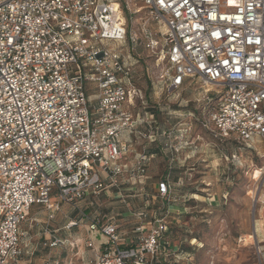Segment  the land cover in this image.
I'll use <instances>...</instances> for the list:
<instances>
[{
    "label": "built area",
    "instance_id": "built-area-1",
    "mask_svg": "<svg viewBox=\"0 0 264 264\" xmlns=\"http://www.w3.org/2000/svg\"><path fill=\"white\" fill-rule=\"evenodd\" d=\"M139 1L162 32L146 21L138 37L124 2L0 0V264H20L27 239L21 226L31 209L42 207L51 220L60 204L81 213L87 233L107 239L95 255L100 264L155 258L166 230L160 221L140 249H121L113 222L77 206L116 187L123 174H145L146 153L130 167L129 141L120 143L139 119L131 108L142 94L129 79L140 37L155 55V85L174 95L198 81L201 100L217 101L208 119L216 137L264 140V0ZM161 136L170 149L178 141L171 131ZM169 192L167 181L157 185V196ZM76 226L70 221L66 229ZM66 244L75 246L51 236L44 246ZM93 247L88 239L86 248Z\"/></svg>",
    "mask_w": 264,
    "mask_h": 264
},
{
    "label": "rangeland",
    "instance_id": "rangeland-1",
    "mask_svg": "<svg viewBox=\"0 0 264 264\" xmlns=\"http://www.w3.org/2000/svg\"><path fill=\"white\" fill-rule=\"evenodd\" d=\"M113 1L128 4L129 26L137 34L146 21L152 32L164 30L139 0ZM139 39L132 85L141 90L143 103H135L131 112L140 114L143 122L128 136L124 133L120 143L129 141L125 162L130 167L142 153H152L153 158L142 177L119 176L116 187L89 200L91 204L78 203L79 210L90 213L89 218L112 219L121 249H140L157 221L166 226L155 258L143 254V264H264V140L254 138L245 145L216 137L208 119L217 101L201 100L198 81H188L174 95L166 94L152 81L157 72L155 55ZM163 131L178 135V141L171 140L172 149L164 146ZM153 134L157 141L151 144ZM162 181L170 185L165 198L156 193ZM79 217L81 213L70 205H61L51 220L42 207L33 208L21 226L32 253L25 263L44 264L53 259L62 264H100L95 255L99 256L107 239L87 233L88 222ZM70 221L78 224L67 230ZM49 235L75 246L49 249L44 246ZM88 239L93 249L86 248Z\"/></svg>",
    "mask_w": 264,
    "mask_h": 264
},
{
    "label": "trees",
    "instance_id": "trees-1",
    "mask_svg": "<svg viewBox=\"0 0 264 264\" xmlns=\"http://www.w3.org/2000/svg\"><path fill=\"white\" fill-rule=\"evenodd\" d=\"M138 46H136L134 49H133V51H131L130 52V57H131V62H132V65H133V67H132V72H131V75H130V79H129V83L132 85V78H133V75H134V68H135V66L139 63V55L136 53V48H137ZM119 49H120V51L123 53V54H125L126 52H127V45H122L121 47H119ZM133 86V85H132ZM139 90V89H138ZM140 92H141V90H139ZM141 94H142V92H141ZM136 103H139V104H141V103H143V96H142V99L141 100H137L136 101ZM135 116H138L139 117V119H138V122H137V125H136V127H135V129L134 130H136L137 129V127L139 128L141 125H142V122H143V120H141V117H140V114H135ZM149 117L153 120V118H154V112H151V113H149ZM151 123V122H150ZM157 141V139H156V135H152L151 136V139H150V143L152 144V143H155ZM247 145V144H246ZM146 156H147V165H148V163H149V161L153 158V154L152 153H146ZM91 199H94V198H91ZM90 199V200H91ZM88 203H89V201H87ZM61 205H66V204H60V206ZM59 211V210H58ZM57 211V212H58ZM56 212V213H57ZM55 213V214H56ZM54 214V215H55ZM79 220H84L83 218H82V216L81 217H79ZM106 220H108V219H106ZM108 221H111V222H113L112 221V219H109ZM75 222H77V221H75ZM77 224H78V222H77ZM54 232L55 231H53V232H50V234H54ZM51 236H54V237H56L55 235H49V238L51 237ZM57 238V237H56ZM193 240H195V239H193ZM129 248H132V246H130Z\"/></svg>",
    "mask_w": 264,
    "mask_h": 264
},
{
    "label": "crops",
    "instance_id": "crops-1",
    "mask_svg": "<svg viewBox=\"0 0 264 264\" xmlns=\"http://www.w3.org/2000/svg\"><path fill=\"white\" fill-rule=\"evenodd\" d=\"M91 198H86L85 200H83V201H81V202H87V201H89ZM88 204V203H87ZM35 207H39V206H34L33 208H35ZM32 208V209H33ZM31 209V210H32ZM30 213V212H29ZM90 213H88V214H86V215H89ZM91 218H97L98 219V217L96 216H94V217H91ZM103 223H106V222H108V220H104L103 218L102 219H100ZM111 222V221H110ZM128 244V243H127ZM31 248H30V244H29V242H27V239H26V241H25V245H23V251H24V255L22 256V259L20 260V264H26L25 263V257H27V256H30V255H32V253H31ZM30 252V253H29Z\"/></svg>",
    "mask_w": 264,
    "mask_h": 264
}]
</instances>
